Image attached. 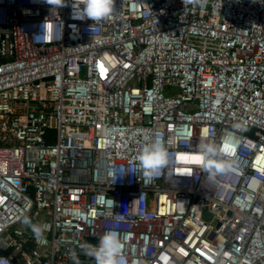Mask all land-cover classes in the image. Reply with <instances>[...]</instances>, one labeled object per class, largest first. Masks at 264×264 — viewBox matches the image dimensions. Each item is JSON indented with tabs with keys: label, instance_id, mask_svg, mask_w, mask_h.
<instances>
[{
	"label": "built area",
	"instance_id": "built-area-1",
	"mask_svg": "<svg viewBox=\"0 0 264 264\" xmlns=\"http://www.w3.org/2000/svg\"><path fill=\"white\" fill-rule=\"evenodd\" d=\"M72 4L0 0V264H95L108 231L127 264H264V0ZM236 141L203 171L201 142Z\"/></svg>",
	"mask_w": 264,
	"mask_h": 264
},
{
	"label": "clouds",
	"instance_id": "clouds-1",
	"mask_svg": "<svg viewBox=\"0 0 264 264\" xmlns=\"http://www.w3.org/2000/svg\"><path fill=\"white\" fill-rule=\"evenodd\" d=\"M52 8L64 7L65 0H43ZM184 5L191 4L194 6L203 7L205 0H182ZM81 5L83 7L81 8ZM114 0H73V15L75 18H87L93 22L100 21L107 18L113 11ZM92 28V26H91ZM239 127V125H237ZM240 147L239 141H236L231 146H218L212 142H201L198 145L199 156L198 163L203 171L210 176L224 174L233 170L234 159L230 157L235 154L237 148ZM225 154H228L227 156ZM167 153L164 150L163 142L155 140L152 143L146 144L142 147L137 160L140 169L146 178L157 177L161 169L167 163ZM129 171L124 168H117L113 170L114 182L123 174ZM22 223L30 227L34 237L40 241L44 237L46 229L45 225L33 223L32 220L25 216ZM87 254L94 258L95 264H127L126 258L123 254L124 243L120 235L116 231L106 232L96 245H89L85 242L84 245Z\"/></svg>",
	"mask_w": 264,
	"mask_h": 264
},
{
	"label": "water",
	"instance_id": "water-1",
	"mask_svg": "<svg viewBox=\"0 0 264 264\" xmlns=\"http://www.w3.org/2000/svg\"><path fill=\"white\" fill-rule=\"evenodd\" d=\"M205 217L209 218L210 216L208 214H205ZM96 242V241H95Z\"/></svg>",
	"mask_w": 264,
	"mask_h": 264
}]
</instances>
